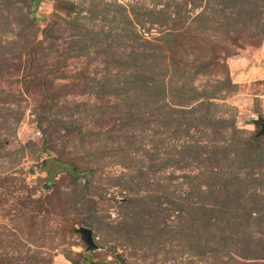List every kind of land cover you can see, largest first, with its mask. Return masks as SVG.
Returning <instances> with one entry per match:
<instances>
[{
  "label": "rangeland",
  "instance_id": "obj_1",
  "mask_svg": "<svg viewBox=\"0 0 264 264\" xmlns=\"http://www.w3.org/2000/svg\"><path fill=\"white\" fill-rule=\"evenodd\" d=\"M259 117L264 0H0V264H264Z\"/></svg>",
  "mask_w": 264,
  "mask_h": 264
},
{
  "label": "trees",
  "instance_id": "obj_2",
  "mask_svg": "<svg viewBox=\"0 0 264 264\" xmlns=\"http://www.w3.org/2000/svg\"><path fill=\"white\" fill-rule=\"evenodd\" d=\"M36 1H39V0H36ZM34 6V5H33ZM30 8H32L31 7V4H30ZM46 33L48 34V29H46ZM217 62V61H216ZM28 69H29V67H28ZM227 83L230 85H232V81H231V79L229 78V76H227ZM48 109L49 108H46V110L44 111V113H43V120H41L40 122H39V125H41V128H42V125H43V123L44 122H46L47 124H48V126H46L45 128H42V134H43V136H44V142H45V144H47L48 142V139L52 136L51 135V131H50V129L51 128H53L52 127V124L54 125V123L56 122V121H53L49 116H48V113H49V111H48ZM60 123V125L62 124V127L66 130V132L67 133H70V132H72V129L74 130L75 128H77L75 125H76V123H75V121H60L59 122ZM262 136H264V134L262 135ZM48 138V139H47ZM261 138V136L260 137H256V138H253L252 139V141L250 142V144L252 145V147L253 148H257V145L259 144L258 143V141H259V139ZM75 169H77V168H75ZM73 170V169H72ZM72 172V171H71ZM81 225L82 226H84V227H89L90 228V226H92V224L87 220V219H84L82 222H81Z\"/></svg>",
  "mask_w": 264,
  "mask_h": 264
},
{
  "label": "water",
  "instance_id": "obj_3",
  "mask_svg": "<svg viewBox=\"0 0 264 264\" xmlns=\"http://www.w3.org/2000/svg\"><path fill=\"white\" fill-rule=\"evenodd\" d=\"M253 123L256 126L261 127L258 137L262 136L264 134V118L259 117V119L254 120ZM77 232L81 235L83 242L87 245L89 250L97 249V245L94 242L93 231L91 229L81 227L77 230Z\"/></svg>",
  "mask_w": 264,
  "mask_h": 264
}]
</instances>
